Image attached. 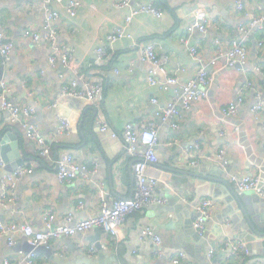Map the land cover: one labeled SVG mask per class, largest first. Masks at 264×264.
<instances>
[{
    "label": "crops",
    "instance_id": "1",
    "mask_svg": "<svg viewBox=\"0 0 264 264\" xmlns=\"http://www.w3.org/2000/svg\"><path fill=\"white\" fill-rule=\"evenodd\" d=\"M78 1L81 6L76 17L63 14L52 26L56 45L65 53L74 52V60L67 68L60 62L57 66L49 62L53 49L44 38L43 1L0 0V30L3 29L14 44L8 77L3 80L8 89L6 97L18 105L35 109L36 114L29 122L38 126L51 147V155L41 157L37 143L27 136L20 123H12L11 113L2 110L0 100V140L3 132L11 128L21 143L20 148H14L13 140L7 142L12 148L9 162L23 156L26 158L23 167L36 172L31 178L25 175L19 180L18 201L5 207L0 205V220L5 225L30 223L43 228V215L50 210L58 217L72 213L76 221L99 214L102 189L108 203L131 198L134 161L125 155L123 141L114 138L111 131L102 132L98 123L106 120L113 130L121 132L128 122H133L141 131L156 119L157 107L152 99L157 98L160 107H165L173 98L177 86L165 90L149 84L151 65L142 59L139 49L133 48L135 40L141 44L154 41L158 45V58L167 73H159L162 81L167 76L177 77L180 83L196 78L198 64L180 38L194 22L191 13L203 8L218 17V28L205 35L195 30L191 40L199 47L204 65L213 78L208 98L195 102L188 110L180 106V116L173 120L177 129L172 128L171 121L156 119L160 126L156 148L159 163L149 166L148 175L159 181L156 194L166 198L168 204L129 215L117 238L97 227L88 233L53 240L48 247L53 248L55 254L63 252L66 257L60 256L62 259L76 262L83 256L97 264H170L171 256L179 252L187 255L183 264H212L207 254L210 248L216 247L215 264H264V235L250 228L234 198L233 192L237 191L229 179V174L234 173L259 176L264 181V112L258 120L251 114L257 95L264 99V47L259 46L264 43V27L245 42L249 50L247 63L230 68L225 54L233 42L243 39L238 28L247 21L235 9L237 0H132L129 9H118L119 0ZM241 1L246 7L258 5L264 9V0ZM139 4L158 5L164 16L141 14L135 18L127 26L132 37H122L108 46L107 57L98 61L96 49L108 45L107 36L115 27L124 25L131 9ZM26 30L41 33L43 38L34 42L25 37ZM220 52L223 56L213 64ZM78 77L102 83L104 91L91 106H81L77 101L71 102L68 108L62 104L61 111L72 120V131L62 137L51 105L60 95L62 86ZM247 82L252 84L248 89L245 88ZM242 90L245 103L235 116H226L223 109L235 101ZM222 131H226V135H221ZM195 142L200 143L203 151L196 158L200 161L197 166L192 165L194 159L189 150ZM1 148L0 142V152ZM220 150L226 152V167L214 159ZM68 152L95 172L88 178L79 176L72 183L63 184L57 177L55 161ZM216 173L220 175H213ZM9 174L6 170L0 173V191L9 183ZM29 191L32 192L30 197ZM205 198L215 200L216 207L206 234L200 236L202 241L198 242L192 231L194 206ZM226 220H230V226H226ZM148 227L162 238L161 256L153 242L142 238L143 230ZM10 237L16 241L12 247L8 245ZM226 238L242 242L246 253L228 257L222 250ZM27 241L30 242L24 235L13 236L7 231L1 234L0 264L6 259L26 264L28 254L22 251ZM97 244L104 249L95 255L84 249ZM35 260L38 264H55L42 254L36 255Z\"/></svg>",
    "mask_w": 264,
    "mask_h": 264
},
{
    "label": "built area",
    "instance_id": "2",
    "mask_svg": "<svg viewBox=\"0 0 264 264\" xmlns=\"http://www.w3.org/2000/svg\"><path fill=\"white\" fill-rule=\"evenodd\" d=\"M131 2L132 0H119L116 3V7L118 9H129ZM80 6L81 3L78 0H43L42 2V10L46 15V23L43 28L44 38L51 43L53 49L52 54L49 56V62L52 66H57L60 62L63 67L68 68L74 60V52L69 51L65 53L62 48L56 45V32L52 26L53 23L60 19L63 14L72 18L76 17ZM235 9L237 12H240L243 19L245 18L247 21L241 24L238 28L243 34V39L233 42L231 48L225 54L230 68L244 66L247 63L249 50L245 42L251 34L257 32V30L261 27H264V9L261 6L252 5L246 7L241 0H237ZM141 14L154 15L155 17L162 18L164 16V11L162 8H158L154 4H139L137 7L131 9L130 13L126 16L125 24L115 27L107 36L108 45H102L96 49L98 61H102L107 57L108 46L121 40L122 37H132V35L127 31V26ZM191 16L194 18V22L187 29L186 35L181 36L180 41L186 47V50L192 60L198 64V71L194 80H190L186 83H180L177 77L167 76L165 81H162L159 78V73H167L165 68L161 66L158 58V45L154 41H151L148 44H141L137 40L133 42V48L139 49L142 59L151 65L148 78L149 84L151 86H162L165 90H167L170 86H177L171 102H169L165 107H160V103L157 98L152 99V103L157 107L155 112L156 119L164 122L171 121L173 129L178 128L177 123L173 120L180 116L181 111L179 107L181 106L182 109L188 110L195 102L206 100L208 98L209 87L213 82V78L210 76L206 66L204 65L199 47L191 40L195 30H198L200 33L205 35L209 32V30L218 28V17L213 11L203 8H197L191 13ZM221 18L223 19V17ZM24 35L26 38H30L34 42H39L43 38L41 33H34L31 30H26ZM259 46L263 48L264 43L261 42ZM13 50V42L7 38L4 30L1 29L0 53L5 63L11 60ZM222 56L223 53L220 52L213 60V64L220 60ZM130 71H132V68H130ZM251 85L252 84L250 82H247L245 88L248 89ZM7 91V85L2 81L0 84V100L2 110L11 113L12 123H20L26 129L27 136L31 140L35 141L39 146L40 156L44 158L49 157L51 155V147L47 145L46 140L38 126L30 124L29 122V120L36 114L35 109L30 106L18 105L9 100L6 97ZM103 91L104 87L102 83L86 80L83 77H78L70 83L64 84L60 95L51 105V108L55 110L56 117L58 119L59 135L63 137L64 135H69L72 131V120L69 116H67V114H64L61 111L62 104L65 103L68 108L71 102L77 101L82 104L81 106H91L97 103ZM244 93V90H242L236 100L227 104V106L223 109V113L226 116H235L238 113L241 106L245 103ZM263 112L264 99L259 94L256 97V101L251 106V114L255 120H258ZM67 113L69 114V112ZM156 119L155 121L148 123L141 131L137 130L133 122H128L121 132L113 130L109 122L106 120H101L98 123L102 132L111 131L114 138H119L123 141L125 155L134 161L132 169L135 177V183L131 198H120L108 203L106 200V194L102 189L99 195L100 211L99 214L95 216H88L87 218L76 221L72 213H67L62 217H58L54 211L50 210L43 215V228H38L30 223H12L10 225H5V223L0 220V235L7 231L13 236L24 235L31 244H44L50 246L53 240L88 233L92 229L98 227L113 238H117L120 227L129 215L151 206L167 205L168 200L156 194L159 181L148 175L149 166L159 163V155L156 148L160 140V126ZM221 135H226V131H222ZM189 150L190 156L194 159L192 165L197 166L200 161L196 158H199V155L203 153L200 143H193L189 147ZM214 159L218 160V162L225 167L228 164L225 150H220ZM55 164L57 177L63 184L72 183L79 176L88 178L95 172V170L85 164L79 163L76 157L70 152L59 156L55 161ZM6 166L7 163L0 158V173L5 170ZM33 171V169H28L22 166L8 175L7 178L9 183L4 185L0 191L1 206L5 207L8 203H14L19 200L17 184L25 175H31ZM229 179L239 195L250 192L264 198V181L259 176H239L231 173L229 174ZM80 205L82 207V203ZM215 207L216 203L212 198H205L195 204L193 228L199 236L202 237L206 234L207 224L215 212ZM225 224L226 226H230V220H226ZM142 238L145 241L149 240L153 242L158 247L157 254L160 256L163 255L161 251L162 238L152 228H145L142 232ZM15 244L16 241L14 238L10 237L8 245L12 247ZM222 246V250L226 252L228 257H232L235 253H246V248L242 242H233L226 238L224 239ZM65 249H67V247H64V250ZM84 249H86L91 255H95L99 250L97 245ZM217 252L216 247H212L208 251L207 257L212 264H215L214 259ZM56 255L66 257L63 252H57ZM35 259L36 254H28L25 258L26 264H38ZM186 259V253L179 252L178 254L171 256L170 264H183ZM4 264L15 263L10 259H6Z\"/></svg>",
    "mask_w": 264,
    "mask_h": 264
},
{
    "label": "water",
    "instance_id": "3",
    "mask_svg": "<svg viewBox=\"0 0 264 264\" xmlns=\"http://www.w3.org/2000/svg\"><path fill=\"white\" fill-rule=\"evenodd\" d=\"M27 0H18L19 3L25 2ZM43 1V0H40ZM8 77V62L5 63L4 59L0 53V84L4 79ZM3 136L0 140L2 148L0 152V157L3 158V160L7 163V166L5 170L8 173H13L15 170H17L19 167H22L26 161V158L23 156L18 157V161L10 163L9 161L11 158V145H8L7 142L10 140H13V147L14 148H20V139L18 140L17 133L11 129L7 128L3 132ZM6 133V134H5ZM36 172L34 171L33 175L35 176ZM211 174V173H210ZM216 176H219L220 174L216 173L213 174ZM135 183V182H134ZM234 198L236 202L238 203L239 207L242 209L243 213L245 214L246 220L248 221V224L250 225V228L256 232L259 235H264V233H260L259 230L264 231V198L260 197L257 194H254L253 196L248 195L247 193L239 195L235 192H233ZM32 196V192L29 191V197ZM132 197V196H131ZM194 229V228H193ZM194 233V238L196 240H201L202 238L196 233L195 230H192ZM95 240V239H94ZM98 241V240H97ZM97 247L99 250H103V246L101 244H97ZM26 254H42L45 255L48 259L52 260L55 264H97L94 263V260L90 257H83L81 256L78 261H68L65 259H62L60 256H57L53 250V248L48 247L47 245H34L27 241L25 244L23 251ZM79 257V256H78ZM100 262V261H98Z\"/></svg>",
    "mask_w": 264,
    "mask_h": 264
},
{
    "label": "trees",
    "instance_id": "4",
    "mask_svg": "<svg viewBox=\"0 0 264 264\" xmlns=\"http://www.w3.org/2000/svg\"><path fill=\"white\" fill-rule=\"evenodd\" d=\"M156 7H158V8H162V7H160V6H158V5H155ZM173 12V11H172Z\"/></svg>",
    "mask_w": 264,
    "mask_h": 264
}]
</instances>
